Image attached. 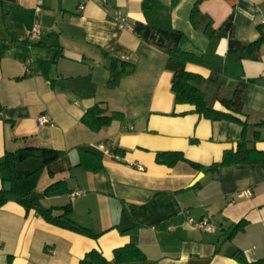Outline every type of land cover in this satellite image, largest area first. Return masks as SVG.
Wrapping results in <instances>:
<instances>
[{"label":"crops","instance_id":"0c3cea01","mask_svg":"<svg viewBox=\"0 0 264 264\" xmlns=\"http://www.w3.org/2000/svg\"><path fill=\"white\" fill-rule=\"evenodd\" d=\"M158 1L171 7L170 31L147 23L142 0H0V161L25 147L62 151L32 195L53 217L69 207L67 219L97 235L49 224L10 191L0 207V264H79L92 250L117 264L114 250L127 245L146 259L122 264H239L238 251L249 263L264 260V163L210 168L243 135L264 152V125L256 126L264 123V45L255 62L233 54L258 38L264 0H201L195 25L198 0ZM35 22L40 37L27 42ZM179 33L182 49L204 55L186 69L201 76L210 109L228 113L219 100L244 84L236 115L244 130L174 103L165 65ZM111 71L121 74L116 85ZM95 105L123 120L91 130L81 119ZM40 115L51 124L37 126ZM159 153L179 158L170 164Z\"/></svg>","mask_w":264,"mask_h":264},{"label":"trees","instance_id":"16d2710c","mask_svg":"<svg viewBox=\"0 0 264 264\" xmlns=\"http://www.w3.org/2000/svg\"><path fill=\"white\" fill-rule=\"evenodd\" d=\"M177 0H173L175 3ZM201 0L195 3V6L191 12L190 21L195 25L197 16V6ZM171 7L163 6L158 0H142V13L149 25L154 27L172 30L171 27ZM258 32V38L246 45L245 47L233 52L240 62L242 60L258 61L260 59V49L264 45V23L256 26ZM206 35L212 41L211 48L213 47L216 36L214 32L206 27ZM186 38L182 33H179V42L176 48L170 51L166 69L172 74L171 79V92L174 96L175 104H187L194 107L196 114L208 120H227L242 125L243 130L247 126L246 122L240 121L236 118V115L242 114V93L244 84L239 83L234 90L232 97L228 100L220 99V105H222L228 113L216 111L210 109L206 102L205 97L198 85L202 80L201 76L186 69V64L202 62L204 55L197 54L195 52H188L182 49L181 43ZM46 67V66H45ZM219 74V71H214L211 75V79ZM112 84L116 85L120 73L111 71ZM123 115L121 113L112 112L107 114V110L101 108L98 105L90 108L82 117L81 124H84L93 131L100 129L101 127L107 126L112 121H122ZM264 123L257 124L262 126ZM244 134V133H243ZM246 141L244 135L237 145L236 151H229L223 154L221 162L213 164L210 168L217 169L218 167H228L233 165H250L257 163H264V152L255 149H249L246 147ZM63 155L62 151L38 148V147H25L19 149L13 153L4 154L3 159L0 161V172L6 171L7 176L4 182L11 184V196L16 198L17 203L25 208V210H35L45 221L49 224L59 226L61 228L70 230L77 234H83L84 236L95 238L97 235L92 234L90 231L74 224L67 219L70 212V208H64L62 216L53 217L49 211H46L39 206V202L36 197L32 195L34 186L39 178V175L43 168L58 160ZM167 156L169 163H175L178 158V153L173 154H157V159ZM59 183L50 185L46 191H51L58 187ZM6 194L3 190H0V207L7 201ZM240 227V224L236 225L232 231L234 233ZM113 261L117 264L130 263V262H143L145 261L144 254L134 245H127L123 248L114 250ZM239 264H264V260H258L256 262H247L245 256L241 251L236 252L233 256ZM79 264H111L107 261L100 252L92 250L86 254V256L80 260Z\"/></svg>","mask_w":264,"mask_h":264},{"label":"built area","instance_id":"2783aa9c","mask_svg":"<svg viewBox=\"0 0 264 264\" xmlns=\"http://www.w3.org/2000/svg\"><path fill=\"white\" fill-rule=\"evenodd\" d=\"M82 8V7H80ZM40 25L38 22H35L33 24V27L29 31L26 32L25 34V39L27 42H35L39 39L40 37ZM29 65V62H26V66ZM51 121L45 116V115H40L37 118V126L43 127L46 125H50ZM81 194L80 191H75L73 193H69V198L73 200L74 198L78 197ZM250 191L246 190L243 192H240L236 195L237 198H244V197H249L250 196ZM189 224L193 225L195 228L201 229V230H207L209 231L211 229V226L207 222H194V220L189 219L188 220Z\"/></svg>","mask_w":264,"mask_h":264},{"label":"water","instance_id":"95a60500","mask_svg":"<svg viewBox=\"0 0 264 264\" xmlns=\"http://www.w3.org/2000/svg\"><path fill=\"white\" fill-rule=\"evenodd\" d=\"M3 190L6 192V193H9L11 191V184L6 182L4 183L3 185Z\"/></svg>","mask_w":264,"mask_h":264}]
</instances>
